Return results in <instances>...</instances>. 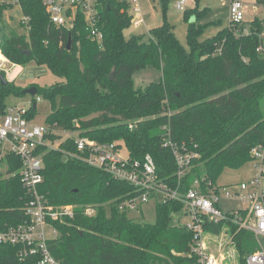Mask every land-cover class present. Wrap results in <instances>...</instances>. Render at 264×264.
I'll return each mask as SVG.
<instances>
[{
	"label": "trees",
	"instance_id": "1",
	"mask_svg": "<svg viewBox=\"0 0 264 264\" xmlns=\"http://www.w3.org/2000/svg\"><path fill=\"white\" fill-rule=\"evenodd\" d=\"M163 5L162 25L147 36L126 38L124 31L132 25L127 5L100 0V45L90 38L81 13L73 26L57 27L39 0H23L22 11L30 18L28 35L11 32L9 38L1 37L0 49L11 62H33L59 79L49 87L35 85L38 96L58 97L45 124L101 144L122 142L132 160L149 155L163 182L185 192L199 180L206 191L225 169L248 163L251 149L264 143V18L255 17L248 24L230 22L200 41L204 28L189 18L194 15L198 21L206 9L185 13L186 50L165 19L167 0ZM260 5L264 0H256L255 6ZM7 10L0 4V22ZM146 69L160 72L159 80L136 88L134 74ZM11 94L20 96L23 91L10 81L0 82V115L6 114L5 100ZM34 105L27 109L30 120ZM166 143L198 153L180 180ZM43 152L38 194L53 206L74 207L72 218L55 222L58 234L48 241L51 254L62 264H200L191 249L192 232L174 221L177 214H185L182 203L160 199L153 224L135 221L115 205L134 194V187L77 159L71 140L59 150ZM21 168L13 154L0 160V229L26 220L24 208L32 193L21 184ZM86 207H96L97 214L86 217ZM226 226L238 264H246V257L256 250L250 232L230 223L203 224L206 234H217ZM0 264L31 262L21 261L17 248L0 246Z\"/></svg>",
	"mask_w": 264,
	"mask_h": 264
},
{
	"label": "built area",
	"instance_id": "2",
	"mask_svg": "<svg viewBox=\"0 0 264 264\" xmlns=\"http://www.w3.org/2000/svg\"><path fill=\"white\" fill-rule=\"evenodd\" d=\"M23 0H0L8 11L17 12L16 18L23 34L28 35L30 18L22 11ZM50 22L57 27H71L75 24L76 14L81 13L88 25L90 38L101 45L104 35L97 27L100 0H39ZM127 5V13L132 24L141 18L139 0H119ZM189 0H178L176 9L183 12ZM230 22L239 24L244 21L243 4L240 0H230ZM18 34V33H17ZM1 42V36H0ZM19 68L11 62L0 49V73ZM77 125V124H76ZM132 128V125L129 126ZM51 137H55L53 140ZM71 140L75 146L77 159L90 167L102 170L115 180L130 184L135 189L131 196L116 202L119 212L139 211L150 201H177L184 205L188 222L181 224L192 232V252L200 264H217L215 258L206 250V233L203 224L220 222L230 223L251 233L256 250L249 254L246 264H264V143L254 146L250 151L252 175L246 182L235 186L218 187L211 183L203 191L199 180H195L188 190L181 192L163 182L156 173L155 164L149 155L142 160H132L122 142L101 144L78 133L58 130L57 125H37L27 118V109L10 108L0 115V160L6 154L17 156L22 162L19 173L21 184L32 198L26 203L23 223L0 229V246L17 248L21 261L30 260L31 264H62L51 254L48 241L57 236L55 222H62L74 216L71 205L53 206L38 194V187L43 182V151L59 150L62 143ZM56 143V144H55ZM169 146L177 166V178L180 180L189 170L198 153L187 151L183 146L166 143ZM125 149L127 154L122 153ZM221 201H238L241 207L236 210H223ZM83 214L93 217L97 208L86 207Z\"/></svg>",
	"mask_w": 264,
	"mask_h": 264
},
{
	"label": "rangeland",
	"instance_id": "3",
	"mask_svg": "<svg viewBox=\"0 0 264 264\" xmlns=\"http://www.w3.org/2000/svg\"><path fill=\"white\" fill-rule=\"evenodd\" d=\"M178 0H167L165 9V19L172 26L173 33L178 39L180 44L188 50V44L186 41V32L188 26V19H185V13L188 14L191 11L206 9L205 14L201 16L196 22L197 25L203 26V32L199 38L200 41H204L213 37L218 31L229 25V1L230 0H189L184 12L176 9L175 3ZM243 4L244 10V22L249 23L255 17L264 18V5L256 6L255 0H240ZM164 0H140L141 6V18H136L134 24L124 31L126 38L130 36L148 35L150 29L162 25L164 19ZM17 12L8 11L0 22V36L2 38H9L11 32L23 34L24 30L18 25L16 18ZM189 22L192 21V16L189 18ZM264 44V34H263ZM6 74L4 78L8 82L14 83L15 86L20 87L22 91L38 85L39 87H49L55 84L59 79L54 76L46 67L38 66L35 63H29L27 66H19V68L10 70L9 72H3ZM160 72L146 69L134 74V82L136 88H143L150 82H156L159 80ZM35 98V102L33 99ZM36 105L35 117L32 119L34 124L45 125V119L49 115L52 109V104L57 106L58 97L53 100H48L41 96L36 95L31 97L28 94L20 96L9 95L5 104L7 109L10 108H25L28 109L32 104ZM54 142V140H53ZM56 144V143H55ZM123 154H127L126 150L122 149ZM252 175V162L244 164L239 169H225L216 181V186H235L241 182H246ZM262 185L264 186V177L262 178ZM220 206L223 210H236L241 207L238 201H221ZM130 218L135 221H145L153 224L155 222V203L150 201L139 211L132 212L129 215ZM186 224L188 217L184 213H179L174 217L175 222ZM206 250L211 254L217 264H238V256L235 248V243L232 240V235L229 233V229L222 227L217 234H206Z\"/></svg>",
	"mask_w": 264,
	"mask_h": 264
},
{
	"label": "water",
	"instance_id": "4",
	"mask_svg": "<svg viewBox=\"0 0 264 264\" xmlns=\"http://www.w3.org/2000/svg\"><path fill=\"white\" fill-rule=\"evenodd\" d=\"M70 47H71V38L68 39L67 50H69ZM26 53L29 55V52H26ZM110 80L111 81L113 80V74H111ZM0 82H1L2 85H5L7 83V81L4 79V76L1 73H0ZM23 94H28L31 97H35L38 94V90H37V88L35 86H32V87L24 90ZM34 107H35V105H34Z\"/></svg>",
	"mask_w": 264,
	"mask_h": 264
},
{
	"label": "crops",
	"instance_id": "5",
	"mask_svg": "<svg viewBox=\"0 0 264 264\" xmlns=\"http://www.w3.org/2000/svg\"><path fill=\"white\" fill-rule=\"evenodd\" d=\"M139 2H140V0H139ZM255 2H256V0H255ZM188 3H189V2H188ZM175 5H176V3H175ZM229 5H230V1H229ZM255 7H256V6L254 5V8H255ZM183 12H184V11H183ZM192 21H193V22H195V21L197 22V20H196V18H195L194 15L192 16ZM191 23H192V22H191ZM229 25H230V21H229ZM229 25H228V26H229ZM228 26H226V27H228ZM262 44H263V35H262ZM263 48H264V44H263Z\"/></svg>",
	"mask_w": 264,
	"mask_h": 264
}]
</instances>
